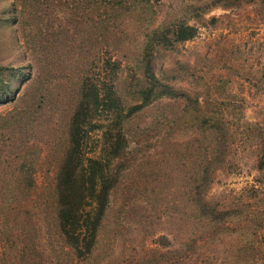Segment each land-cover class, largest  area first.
Segmentation results:
<instances>
[{
    "label": "rangeland",
    "instance_id": "1",
    "mask_svg": "<svg viewBox=\"0 0 264 264\" xmlns=\"http://www.w3.org/2000/svg\"><path fill=\"white\" fill-rule=\"evenodd\" d=\"M88 81L123 105L89 156L125 145L83 254L59 210ZM0 264H264V0H0Z\"/></svg>",
    "mask_w": 264,
    "mask_h": 264
},
{
    "label": "trees",
    "instance_id": "2",
    "mask_svg": "<svg viewBox=\"0 0 264 264\" xmlns=\"http://www.w3.org/2000/svg\"><path fill=\"white\" fill-rule=\"evenodd\" d=\"M193 31V29H189ZM183 34V33H182ZM194 33L184 32L179 40H189ZM92 81L93 80L92 78ZM86 82L83 90V99L76 110L70 128V149L62 166L60 191L59 219L65 235L77 250L88 253L94 247L98 226L104 216L108 204L109 193L112 188L107 166L112 160L121 156L125 143L122 130L119 129L115 142L107 140L106 143L115 147V152L108 151V160H103L100 155L89 156L87 139L98 126H90L91 120L98 113L117 112L120 122L123 117V105L118 96H115L114 88L110 85L99 87L98 84ZM106 93H105V91ZM110 101H115L111 103ZM116 122L113 128H116ZM90 127V129H89ZM118 146V150H117ZM95 152V151H94ZM92 152V154H94ZM96 205L98 210L86 212L87 207ZM95 209V210H96ZM94 210V211H95Z\"/></svg>",
    "mask_w": 264,
    "mask_h": 264
}]
</instances>
